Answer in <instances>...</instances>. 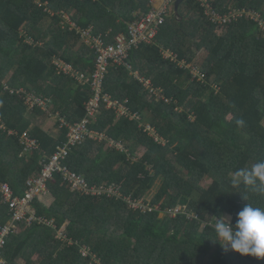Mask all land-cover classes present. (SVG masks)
Segmentation results:
<instances>
[{"label": "trees", "instance_id": "16d2710c", "mask_svg": "<svg viewBox=\"0 0 264 264\" xmlns=\"http://www.w3.org/2000/svg\"><path fill=\"white\" fill-rule=\"evenodd\" d=\"M37 2L0 0V124L6 129L0 127V185L16 197L68 140L67 129L45 130L46 119L56 115L72 126L86 116L93 95L74 71L93 72L95 55L78 46V29L108 33L112 41L153 7L152 0ZM209 2L222 16L231 9L243 16L212 22L197 0L168 8L156 41L130 52L133 73L111 67L104 81V93L123 102L134 119L101 109L90 127L105 139L74 147L63 162L90 185L120 187L121 197L73 191L55 174L47 184L53 203L34 201V221L19 224L8 239L5 264H264V258L225 250L214 231L226 213L235 221L247 203L264 207V195L232 183L238 170L264 160V0ZM66 15L70 23L63 22ZM52 62L67 67L65 74ZM136 71L161 95L152 97ZM34 96L51 101L47 111L27 104ZM26 133L39 145L28 154L20 143ZM106 140L126 151L107 148ZM156 188L149 203L158 209H130L126 199L146 200ZM179 205L185 213L160 216ZM12 216L0 192V232Z\"/></svg>", "mask_w": 264, "mask_h": 264}, {"label": "built area", "instance_id": "2783aa9c", "mask_svg": "<svg viewBox=\"0 0 264 264\" xmlns=\"http://www.w3.org/2000/svg\"><path fill=\"white\" fill-rule=\"evenodd\" d=\"M176 1L177 0H152L153 7L150 12L133 23H129L130 26L127 33H121L115 36L112 41H109L108 34L95 35L92 34L93 32L91 29H83L82 32L78 31L79 34H82V39L90 45L95 55L94 70L91 74H81L74 71L75 77L77 79L79 77L78 81L91 88L93 96L86 107L89 115H94L103 103H107L109 107L114 106L117 108L120 115L126 113V107L122 103L118 101L114 102L108 94L104 93V81L107 77V73L111 67H123L133 73V67L128 62L130 52L139 47V45L154 43V39L159 32V27L165 22L164 14L167 12L168 7ZM197 1L200 7L203 10L205 9V12H203L204 15L212 22H219L225 25L231 24L235 20L241 18L244 13L239 9H231L225 16H222L213 9L209 0ZM27 103L32 109L41 108L44 111L48 106V101L35 97H29ZM87 124L88 121L86 120L75 123L72 126L65 120L60 121V128L68 130V140L63 147H59L57 151L44 162L43 170L39 178H33L28 181L25 199L20 200L13 198V192L8 185L0 186L4 201L9 205L11 213L13 214V220L0 232L1 264H5L2 260V252L7 246L8 239L18 229V225L25 221L30 224L34 221V218L25 219L28 213V210L26 211L28 204L32 202L35 197L47 193V184L53 179L55 174H61L65 177V181L72 185L73 191H80L94 196L119 195V189L115 185L109 187H105L104 185H90L84 177L73 173L63 165V162L68 159L71 149L83 145L87 136L92 139H105L104 134L102 135L90 131ZM148 128V130L154 131L150 126H148ZM21 141L26 152L37 148V143L31 140L27 135H24ZM106 142L109 147L114 146L120 151H126L125 146L121 142H116L115 140H106ZM126 200L133 209L140 210L143 213L153 210V207L145 204L143 201H135L129 198ZM157 208L158 206L155 207V209ZM179 210H181V208L177 210L169 209L167 212L174 215Z\"/></svg>", "mask_w": 264, "mask_h": 264}, {"label": "clouds", "instance_id": "9594fccd", "mask_svg": "<svg viewBox=\"0 0 264 264\" xmlns=\"http://www.w3.org/2000/svg\"><path fill=\"white\" fill-rule=\"evenodd\" d=\"M37 1H38L37 5L40 6L41 5L40 0H37ZM175 3L171 4L168 8L169 9L175 8ZM47 12L49 14H51L52 16L55 15L51 10H48ZM146 15H144V16H146ZM62 20H63V22H66V23L71 22L70 17L68 20L66 19V17ZM73 27H74V25H73ZM78 31L82 32L83 29L82 30L78 29ZM92 32H93L92 34L98 35V33H95L93 30H92ZM99 34H102V33H99ZM106 34H108V33H106ZM119 34H121V33H119ZM119 34H117V35H119ZM117 35H115V36H117ZM155 41H156V39H154V42ZM90 50L93 52L92 48ZM93 54H94V52H93ZM189 67H191V66H189ZM193 69H194V72H192L193 75L195 77H197L198 81H202L204 79V75H202V73L198 69H196V68H193ZM93 70H94V68H93ZM86 73L91 74L92 72H86ZM143 84L148 89V91L152 97H154L155 95L156 96L161 95V92L157 91L152 86L151 82L145 81ZM17 93L23 94L24 91L19 90ZM34 97L48 101V105L51 102L49 99H46V98L37 97V96H34ZM113 101L116 102V100H113ZM118 102H120V101H118ZM120 103H122L126 107V105L123 102H120ZM103 108L115 110L118 117L124 116V117H128L130 120L134 119V116H135L131 113L130 110H128L127 107H126V113H124V115H120L117 108H115L114 106L109 107L107 103H103L94 115L89 116V120H88V124H87L89 127V130H91L95 133H98V134H102V133H100L94 129H91L90 126L93 124L94 121H96L98 116L101 114V109H103ZM38 109L42 110L41 108H38ZM42 111H44V110H42ZM45 111H47V110H45ZM54 116L58 118V120L56 121L55 124H59V126H60V121L63 119H59L58 116L52 115V114L50 115L49 119L52 120L51 118ZM236 123L240 126H243L244 120L243 119L237 120ZM0 127H1V129L6 130L5 126L2 124H0ZM24 135H27L30 138L28 133H26ZM9 136L18 137V134L16 132H9ZM23 136L20 137V143H21L22 147L24 148V154H28V153H31L32 151H36L39 149V145H38L37 141L33 140L37 143V148L35 150H31L29 152H26L25 147L23 146L22 141H21ZM87 140L102 141V140H99V138L98 139L89 138V136L86 137V141ZM106 147L112 148L114 146L109 147L107 145V142H106ZM44 162H46V161H43V164H44ZM43 164H42V167H43ZM41 173H42V171H41ZM235 176H236V178L232 181L233 186H239V184L242 182L246 187H250L253 192L258 193L260 195H264V160H260V161L256 162L255 164H253L251 166V168H244V169L238 170L236 172ZM0 186H3V185H0ZM26 190H27V186H26ZM26 190H25V193L22 197H16L13 193V196H14L13 198H17L20 200L25 199L26 198ZM11 191H12V189H11ZM47 197H48V189H47V193L45 195L35 197L32 200V202H30L28 204V206L26 208V211L28 210V213H27L25 219L26 218L27 219L35 218V213L32 209V205H33L34 201L38 198H47ZM23 223H28V222L25 221ZM20 224H22V223H20ZM28 224H30V223H28ZM214 231H215L216 237H217V239L215 241L219 242L225 250L230 249V250H234V251L241 253V254H244V255H251V256L256 257V258H264V207H254L251 204L247 203L243 207V209L240 210L236 214L235 221H233V219L229 216H226V215L220 216V218L217 219V221L214 225ZM61 236H63V235H61Z\"/></svg>", "mask_w": 264, "mask_h": 264}, {"label": "rangeland", "instance_id": "374dc122", "mask_svg": "<svg viewBox=\"0 0 264 264\" xmlns=\"http://www.w3.org/2000/svg\"><path fill=\"white\" fill-rule=\"evenodd\" d=\"M202 12H205V9L203 10L202 8L200 9ZM66 17V19L68 20L69 19V17L66 15L65 16ZM28 44H29V40H27L26 41ZM82 43H85V45H86V48H85V52L87 53V52H89V50L91 49V47L85 42V41H83V39H82V41L80 42V44L78 45L79 47H80V45L82 44ZM39 46H40V44H39ZM83 51H84V49H83ZM82 51V52H83ZM85 52H83L84 53V55L86 56V53ZM57 62H59V61H57ZM57 62H52V65L54 66V68L57 70V72L60 70L62 73H64L65 74V69H67V67H62L59 63H57ZM65 68V69H64ZM192 72H194V69L192 70ZM136 77H138V75L136 74L135 75ZM49 106V105H48ZM48 106H47V109H48ZM46 109V110H47ZM179 112H182V110H179ZM194 116V115H193ZM231 119H232V117H230ZM55 123H56V121L58 120V118L57 117H52L51 118ZM195 118L193 117L192 118V120H194ZM149 128H148V126L146 127V131L147 132H149V135L150 136H155V134H154V132L155 131H151V130H148ZM153 129V128H152ZM157 139V141L158 142H162V143H165V141L163 140V139H160V138H156ZM159 139V140H158ZM35 149V148H34ZM131 155V154H130ZM131 159L133 160V161H137V158L136 157H131ZM159 184H160V181L158 182ZM211 183V180L210 179H207V180H205V182H204V185L205 186H208L209 184ZM112 185H115V184H112ZM116 186V185H115ZM118 189L120 188V187H118V186H116ZM156 190H157V188L155 189V190H152V191H150V195L148 196V198L146 199V200H136L135 199V201H143L145 204H148V205H150L151 207H153V210L152 211H147L146 213H150V212H153L154 210H156L155 209V207H156V205L154 206V205H151L149 202L153 199V197H154V195L156 194ZM111 197H121V193H120V191H119V195H115V196H111ZM129 199H131V198H129ZM47 201V206H50L52 203H53V199L52 198H50V197H48V199H46ZM131 200H134V199H131ZM129 207H130V209H132V210H134V211H140V210H136V209H133L130 205H129ZM158 208H159V206H158ZM157 208V209H158ZM178 208H181V210H179L177 213H175L174 215H171L169 212H167V213H161L160 214V216L161 217H163V216H165V215H169V216H172V217H175V216H177V215H179L180 213H185L186 212V206H183V205H179V206H177V207H175V208H173V210H177ZM140 212H142V211H140ZM143 213V212H142ZM145 214V213H144ZM226 216H229V217H231L232 218V216L230 215V214H225ZM233 219V218H232ZM62 237H65V236H62Z\"/></svg>", "mask_w": 264, "mask_h": 264}, {"label": "crops", "instance_id": "0c3cea01", "mask_svg": "<svg viewBox=\"0 0 264 264\" xmlns=\"http://www.w3.org/2000/svg\"><path fill=\"white\" fill-rule=\"evenodd\" d=\"M138 75V77H136L135 76V78L136 79H138L140 82H142V83H144L145 81H148V82H151L149 79H147V78H145V77H143L140 73H138L137 71H136V73H135V75ZM86 87H88L87 85H85ZM90 90H91V88H90ZM87 110V109H86ZM89 113H88V110H87V113H86V116L80 121V122H82V121H88L89 120ZM69 124V123H68ZM70 125V124H69ZM43 128L45 129V130H47L48 132H50V133H54L56 130H57V134H58V131L60 130H62L61 128H59V129H55L56 128V124H55V122L53 121V120H50V119H46V121L44 122V124H43ZM91 131V130H90ZM46 199H48V197L46 198ZM45 199V200H46ZM232 216V215H231ZM232 218H233V216H232Z\"/></svg>", "mask_w": 264, "mask_h": 264}, {"label": "water", "instance_id": "95a60500", "mask_svg": "<svg viewBox=\"0 0 264 264\" xmlns=\"http://www.w3.org/2000/svg\"><path fill=\"white\" fill-rule=\"evenodd\" d=\"M183 2V0H177L175 3V10L178 11L180 4Z\"/></svg>", "mask_w": 264, "mask_h": 264}]
</instances>
